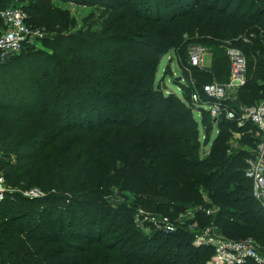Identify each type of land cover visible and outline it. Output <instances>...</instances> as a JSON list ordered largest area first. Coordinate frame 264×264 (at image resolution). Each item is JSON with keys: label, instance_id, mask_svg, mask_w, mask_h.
<instances>
[{"label": "trees", "instance_id": "1", "mask_svg": "<svg viewBox=\"0 0 264 264\" xmlns=\"http://www.w3.org/2000/svg\"><path fill=\"white\" fill-rule=\"evenodd\" d=\"M58 3L94 10L78 27ZM19 4L53 51L26 46L0 61V165L18 188L0 202V264H212L185 227L145 234L140 207L175 217L215 205L197 219L264 251L251 154L239 148L257 138H234L221 117L206 152L190 89L156 83L163 57L172 50L188 66L193 44L212 55L191 68L197 86L226 83L233 46L248 66L239 102L263 99L264 0H0V10ZM203 114L210 139L216 124ZM32 188L43 196L23 195Z\"/></svg>", "mask_w": 264, "mask_h": 264}, {"label": "built area", "instance_id": "2", "mask_svg": "<svg viewBox=\"0 0 264 264\" xmlns=\"http://www.w3.org/2000/svg\"><path fill=\"white\" fill-rule=\"evenodd\" d=\"M0 17L4 23L0 33V61L4 62L19 55L26 46H29L32 38L39 34V30L28 24V14L22 6L11 5L2 9ZM206 52L208 49L204 46L191 45L188 49L187 67L189 69L193 67L208 68L204 65ZM226 53L230 60L228 82L215 81L204 84L200 89L193 78H189L188 81L181 77L180 90L190 89L189 104L194 111H200V116L204 110L209 112L214 120L216 119V122L214 121L216 125L221 117L233 122L238 129L233 133L234 138L238 139L246 135L249 130L250 136L257 138L254 154L252 153V156L247 160L246 176L253 181L254 196L264 208V98L251 105L239 102L238 91L248 78L247 58L240 49L233 46H228ZM210 145H207V148H210ZM7 191L4 187V177L0 176V202L4 200ZM25 195L39 198L43 196V193L38 190H30L26 191ZM218 209L215 205L209 206V208H196L193 209V212L179 214L177 220L169 215L145 212H142L140 218L145 219L151 225L150 233L171 234L177 232L179 227L184 226L193 234L195 247L212 249V264H264V251H261L251 239L236 240L221 237L214 231L215 225L213 224L201 228L197 222L188 223L195 221L197 218L195 213L199 211L213 215L218 212Z\"/></svg>", "mask_w": 264, "mask_h": 264}, {"label": "rangeland", "instance_id": "3", "mask_svg": "<svg viewBox=\"0 0 264 264\" xmlns=\"http://www.w3.org/2000/svg\"><path fill=\"white\" fill-rule=\"evenodd\" d=\"M59 6L65 8V9H69L72 16H74L76 19H77V23H78V27H81L84 23V20L86 18H88V16L93 12V8L91 7H87V6H81V5H77V4H74V3H58ZM21 4H19L18 6H20ZM97 16H99L97 14ZM38 29V28H37ZM42 32L39 31V34L38 35H35L33 38H32V42L30 43L29 45V51L28 52H40V51H46V52H51L53 51L51 48H49L47 45H45L41 38H42ZM185 61L184 57H182V61L181 59H179L178 55H176V52L174 51H170L168 52L164 57L163 59L161 60L159 66H158V73H157V77H156V83L161 87L163 88L166 92H169V91H174L176 93H178L179 95H182L184 96L185 94V90L183 89L182 91L180 90L181 88V85L178 81V78L181 79L182 76L185 77V79L187 78H193L194 80L195 79V76L194 74L192 73V70L189 69L186 65H182L183 62ZM211 62H212V55L210 52H206L205 55H204V65L206 67H210L211 66ZM1 76V75H0ZM202 79L201 80H206L205 78L201 77ZM212 80V79H210ZM195 114H194V117L198 120L199 122V128H200V131H201V136H200V140L202 142V145H204L203 149L206 151V152H209V149L210 148H207V145H205L208 140H209V143L212 142V140L217 136V132L219 131L220 132V128L219 126H215L212 130H211V133L209 135L210 139H208V134H207V131L205 130V128L203 127V122H202V119L204 118V114L202 112L201 116H200V111L199 110H195L194 111ZM211 115V114H210ZM250 130L248 133H246L245 136H250ZM242 139V137H240ZM240 138H238L240 140ZM238 143V142H237ZM237 143H236V146H237ZM256 146V144L254 143H245L243 144L242 147H239V148H243L245 152L251 154L252 156V153L254 154V151L256 148H254ZM244 152V153H245ZM246 154V153H245ZM249 159V156L247 157V160ZM6 169H2L1 168V165H0V176H3L4 173H5ZM3 174V175H2ZM4 177V176H3ZM4 187H6L7 190H10V191H14L16 189H18L17 187L15 186H12L8 183L7 181V178L4 177ZM30 190H38L39 192H41L39 189L37 188H32V189H27V190H21L23 192V195H25V192L26 191H30ZM28 198H31L29 196H26ZM206 201L210 202L209 200V197H206ZM198 208L200 207H206L204 205H201V206H197ZM264 210V208H263ZM142 212H145V213H154V214H159V215H163L162 213H158L156 211H153V210H149V209H146V208H139V210H137V212H135V222L136 224L139 226L140 229H142V231L145 233V234H150V230H151V225L148 224V222L143 219V218H140V215L142 214ZM188 211L184 212L183 214H187ZM181 214V213H180ZM165 215H168V214H165ZM171 216V215H169ZM179 216V215H178ZM174 220H177V216L173 217L171 216ZM140 221V222H139ZM194 222H197L199 226H201V228L203 227H206L207 225L202 223V221L198 218L195 219V221H189L188 223H194ZM187 223V224H188ZM201 223V224H200ZM181 227H184V226H181ZM181 227H179V230L181 229ZM214 231L217 232L218 236H221V237H225V238H229V239H232L231 237L227 236L221 228L219 227H214ZM243 239H250V238H243ZM236 240H239V239H236ZM210 263H211V258H210Z\"/></svg>", "mask_w": 264, "mask_h": 264}, {"label": "water", "instance_id": "4", "mask_svg": "<svg viewBox=\"0 0 264 264\" xmlns=\"http://www.w3.org/2000/svg\"><path fill=\"white\" fill-rule=\"evenodd\" d=\"M178 81H180V78H178ZM214 121L216 122V119Z\"/></svg>", "mask_w": 264, "mask_h": 264}]
</instances>
